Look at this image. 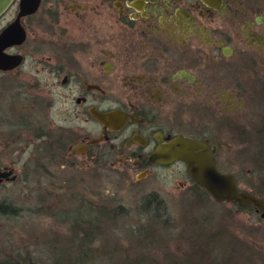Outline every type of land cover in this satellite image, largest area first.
<instances>
[{"label": "flooded vegetation", "instance_id": "flooded-vegetation-1", "mask_svg": "<svg viewBox=\"0 0 264 264\" xmlns=\"http://www.w3.org/2000/svg\"><path fill=\"white\" fill-rule=\"evenodd\" d=\"M2 19L0 33L13 22L23 32L4 49L19 64L0 76L15 72L30 90L21 98L29 116L19 115L15 132L37 169L97 176L103 166L127 180L180 165L183 194L210 197L181 161L151 160L160 142H204L218 171V155L226 161L231 149L253 152L264 166V0H11ZM98 113H113L110 126ZM159 199L148 212L166 215ZM91 201L95 209L98 197ZM61 219L84 231L82 211Z\"/></svg>", "mask_w": 264, "mask_h": 264}, {"label": "rangeland", "instance_id": "rangeland-1", "mask_svg": "<svg viewBox=\"0 0 264 264\" xmlns=\"http://www.w3.org/2000/svg\"><path fill=\"white\" fill-rule=\"evenodd\" d=\"M4 22L0 20V27ZM18 83L15 72L0 76V168L13 167L16 174L13 181L0 182V263L264 264V221L259 214L217 203L200 190L197 197L186 196L180 188L184 177L177 173L180 165L140 179L133 173L127 180L103 166L95 176L88 168L67 174L66 169L30 165L15 132L19 115L29 116L30 106L21 98H29L30 90ZM226 154L227 163L218 155V169L234 175L240 189L264 197V166L257 156L235 149ZM154 192L163 199L166 215L148 212L153 206L143 205ZM72 193L85 197L80 208ZM93 210L98 211L93 215ZM77 211L86 221L82 232L71 229V220L61 219ZM98 213L100 225L87 227Z\"/></svg>", "mask_w": 264, "mask_h": 264}, {"label": "water", "instance_id": "water-1", "mask_svg": "<svg viewBox=\"0 0 264 264\" xmlns=\"http://www.w3.org/2000/svg\"><path fill=\"white\" fill-rule=\"evenodd\" d=\"M11 0H0V16L6 10ZM23 33V32H22ZM19 32L16 22L9 24L0 33V70L14 68L20 62L19 56L7 54L4 49L21 42L23 34ZM96 119L109 125L113 113L95 115ZM151 160L159 164H170L181 161L185 164L188 175L202 187L217 203H234L245 208L252 206L256 211H261L264 217V198L256 197L253 193L240 189L236 178L231 173H222L217 170L210 148L201 141L173 138L160 142L152 153ZM12 169H0V181L8 178ZM15 176H11L13 180Z\"/></svg>", "mask_w": 264, "mask_h": 264}, {"label": "trees", "instance_id": "trees-1", "mask_svg": "<svg viewBox=\"0 0 264 264\" xmlns=\"http://www.w3.org/2000/svg\"><path fill=\"white\" fill-rule=\"evenodd\" d=\"M255 195H257V194H255ZM155 202V203H157L158 205L159 204H162L163 202H162V200L161 199H159V197L157 196V195H153L152 197L151 196H147L146 198H145V200H144V202H143V205L145 206V205H150L152 202ZM234 204V203H233ZM234 205H236V204H234ZM237 206V205H236ZM150 207H152V206H150ZM149 207V208H150ZM237 207H239V206H237ZM239 208H241V207H239ZM249 209V208H248ZM71 219V218H70ZM93 230H94V228H92ZM88 236V235H87ZM206 260H207V256L205 255L204 256V262L203 263H205L206 262ZM71 261V260H70ZM192 261L193 260H189V262H187V264H192ZM55 264H64L63 262H62V260H55ZM138 262H139V260H137V261H134V264H138ZM0 264H29V262L27 263V262H25V261H23V262H20V260H17V259H14V260H7V261H5V262H1ZM67 264H70V262L69 263H67ZM205 264H207V263H205Z\"/></svg>", "mask_w": 264, "mask_h": 264}]
</instances>
